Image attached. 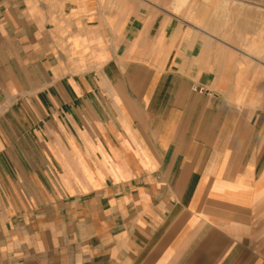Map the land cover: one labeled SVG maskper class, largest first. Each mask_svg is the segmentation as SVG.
<instances>
[{
  "label": "crops",
  "instance_id": "crops-1",
  "mask_svg": "<svg viewBox=\"0 0 264 264\" xmlns=\"http://www.w3.org/2000/svg\"><path fill=\"white\" fill-rule=\"evenodd\" d=\"M238 55L149 0H0V264H264Z\"/></svg>",
  "mask_w": 264,
  "mask_h": 264
},
{
  "label": "rangeland",
  "instance_id": "rangeland-1",
  "mask_svg": "<svg viewBox=\"0 0 264 264\" xmlns=\"http://www.w3.org/2000/svg\"><path fill=\"white\" fill-rule=\"evenodd\" d=\"M149 1L165 6L189 24L201 27L207 35L216 36L228 43L232 52H236L238 56L243 54L242 57L248 62L249 68L255 71L264 70V10H258L259 6L264 5V0H246L249 5L246 7L242 6L239 0H228L227 5L220 6L218 0ZM262 74L264 76V73Z\"/></svg>",
  "mask_w": 264,
  "mask_h": 264
},
{
  "label": "clouds",
  "instance_id": "clouds-1",
  "mask_svg": "<svg viewBox=\"0 0 264 264\" xmlns=\"http://www.w3.org/2000/svg\"><path fill=\"white\" fill-rule=\"evenodd\" d=\"M228 102L234 104L237 107H248L249 105L254 103L253 100L248 98L246 91H240L237 94L231 96Z\"/></svg>",
  "mask_w": 264,
  "mask_h": 264
},
{
  "label": "bare ground",
  "instance_id": "bare-ground-1",
  "mask_svg": "<svg viewBox=\"0 0 264 264\" xmlns=\"http://www.w3.org/2000/svg\"><path fill=\"white\" fill-rule=\"evenodd\" d=\"M236 1H237V0H236ZM239 1H240V4H241L242 6H244V7L249 6L246 0H239ZM218 2H219V3H218L219 6H220V5H227L228 0H226V1H224V2H222L221 0H220V1L218 0ZM208 3H209V2H208ZM214 3H215V2H214ZM238 3H239V2H238ZM205 4H206V3H205ZM215 4H216V3H215ZM230 4H232V3H230ZM256 4H257V3H256ZM219 6H218V7H219ZM208 7H209V6H208ZM208 7H207V8H208ZM229 7H230V6H229ZM233 7H234V6H233ZM233 7H232V9H233ZM238 7H239V6H238ZM238 7H237V8H238ZM256 7H257V6H256ZM258 8H259V9H258L259 11H260V9L264 10V5L259 6ZM209 9H210V8H209ZM232 9H230V10H232ZM249 10H250V9H249ZM256 10H257V9H256ZM253 11H254V10H253ZM223 12H224V10H223ZM236 12H237V10H236ZM232 13L234 14V12H232ZM248 13H249V12H248ZM235 15H237V14H235ZM238 15H240V14H238ZM205 16H206V15H205ZM229 16H231V15H229ZM236 17L239 18V16H236ZM240 17H241V15H240ZM230 19H231V18H230ZM203 20H204V19H203ZM231 20H232V19H231Z\"/></svg>",
  "mask_w": 264,
  "mask_h": 264
},
{
  "label": "built area",
  "instance_id": "built-area-1",
  "mask_svg": "<svg viewBox=\"0 0 264 264\" xmlns=\"http://www.w3.org/2000/svg\"><path fill=\"white\" fill-rule=\"evenodd\" d=\"M194 89L200 93H203V92H208L207 89H205L204 87H194Z\"/></svg>",
  "mask_w": 264,
  "mask_h": 264
}]
</instances>
